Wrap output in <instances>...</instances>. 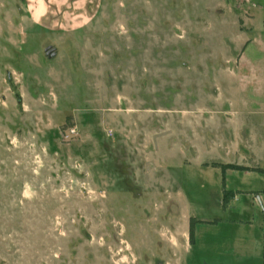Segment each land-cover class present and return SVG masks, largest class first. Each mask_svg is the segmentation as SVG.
Listing matches in <instances>:
<instances>
[{
  "label": "rangeland",
  "instance_id": "rangeland-1",
  "mask_svg": "<svg viewBox=\"0 0 264 264\" xmlns=\"http://www.w3.org/2000/svg\"><path fill=\"white\" fill-rule=\"evenodd\" d=\"M259 170L264 0H0V264H264Z\"/></svg>",
  "mask_w": 264,
  "mask_h": 264
},
{
  "label": "crops",
  "instance_id": "crops-1",
  "mask_svg": "<svg viewBox=\"0 0 264 264\" xmlns=\"http://www.w3.org/2000/svg\"><path fill=\"white\" fill-rule=\"evenodd\" d=\"M44 13L45 14H47V11H44ZM259 172H264V171H262V170H260ZM228 190H231L232 192H233V200H231V204L232 203H234L239 197H240V194L239 193H237V189H228ZM247 192V191H246ZM261 193H260V196H262V195H264V190H262V191H260ZM263 193V194H262ZM253 197V196H252ZM258 198V197H257ZM259 199V198H258ZM259 202H260V205L263 207L262 208V212H263V216H262V219H263V221H262V223L264 222V203H261V201H260V199H259ZM231 204H229V206L231 205ZM229 221H231V222H235V223H238V222H244L245 224H252V221L250 220V219H229ZM197 226V225H196ZM195 226V227H196ZM263 226H264V223H263ZM262 232V236L260 237V240H261V246H262V248L264 249V231L262 230L261 231ZM187 240H188V236H187ZM195 242H196V238H194V242L192 243V244H190L189 243V241H188V244H187V246H186V250H190L191 249V247L195 244Z\"/></svg>",
  "mask_w": 264,
  "mask_h": 264
},
{
  "label": "trees",
  "instance_id": "trees-1",
  "mask_svg": "<svg viewBox=\"0 0 264 264\" xmlns=\"http://www.w3.org/2000/svg\"><path fill=\"white\" fill-rule=\"evenodd\" d=\"M221 168L224 169V170L228 169V168H230V169H240V170H244V169L247 170L248 169L247 167L236 166L234 164L222 165ZM228 191H230V190L224 189V191H223V203H226V193ZM194 224H195V220L193 218H190L189 226H188V241H189L190 244H192L193 241H194Z\"/></svg>",
  "mask_w": 264,
  "mask_h": 264
},
{
  "label": "built area",
  "instance_id": "built-area-1",
  "mask_svg": "<svg viewBox=\"0 0 264 264\" xmlns=\"http://www.w3.org/2000/svg\"><path fill=\"white\" fill-rule=\"evenodd\" d=\"M71 131H73V130H71Z\"/></svg>",
  "mask_w": 264,
  "mask_h": 264
}]
</instances>
